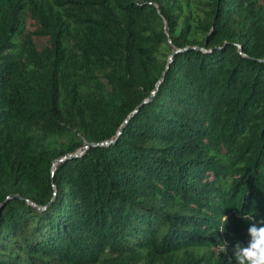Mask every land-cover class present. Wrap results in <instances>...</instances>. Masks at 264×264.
<instances>
[{
	"label": "trees",
	"instance_id": "1",
	"mask_svg": "<svg viewBox=\"0 0 264 264\" xmlns=\"http://www.w3.org/2000/svg\"><path fill=\"white\" fill-rule=\"evenodd\" d=\"M0 207V264H236L264 0H0Z\"/></svg>",
	"mask_w": 264,
	"mask_h": 264
},
{
	"label": "clouds",
	"instance_id": "2",
	"mask_svg": "<svg viewBox=\"0 0 264 264\" xmlns=\"http://www.w3.org/2000/svg\"><path fill=\"white\" fill-rule=\"evenodd\" d=\"M244 220L250 222L247 229L249 240L245 246L240 243L234 245L236 264H264V218L257 220L254 216H244ZM224 225L228 222V217L223 216ZM224 231V227L220 229ZM219 253L227 252V243H221Z\"/></svg>",
	"mask_w": 264,
	"mask_h": 264
},
{
	"label": "water",
	"instance_id": "3",
	"mask_svg": "<svg viewBox=\"0 0 264 264\" xmlns=\"http://www.w3.org/2000/svg\"><path fill=\"white\" fill-rule=\"evenodd\" d=\"M1 208V207H0Z\"/></svg>",
	"mask_w": 264,
	"mask_h": 264
}]
</instances>
